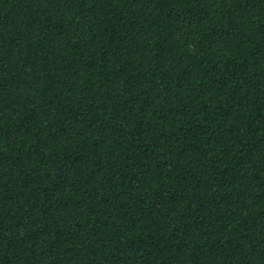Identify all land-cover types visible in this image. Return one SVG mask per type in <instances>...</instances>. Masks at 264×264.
Masks as SVG:
<instances>
[{"label": "trees", "instance_id": "1", "mask_svg": "<svg viewBox=\"0 0 264 264\" xmlns=\"http://www.w3.org/2000/svg\"><path fill=\"white\" fill-rule=\"evenodd\" d=\"M0 264H264V0H0Z\"/></svg>", "mask_w": 264, "mask_h": 264}]
</instances>
